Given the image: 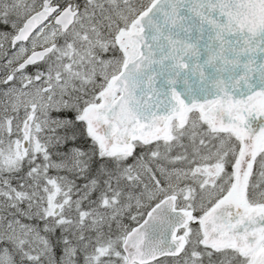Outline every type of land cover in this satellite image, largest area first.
Listing matches in <instances>:
<instances>
[{"label": "snow or ice", "instance_id": "snow-or-ice-1", "mask_svg": "<svg viewBox=\"0 0 264 264\" xmlns=\"http://www.w3.org/2000/svg\"><path fill=\"white\" fill-rule=\"evenodd\" d=\"M0 264H264V0H0Z\"/></svg>", "mask_w": 264, "mask_h": 264}]
</instances>
